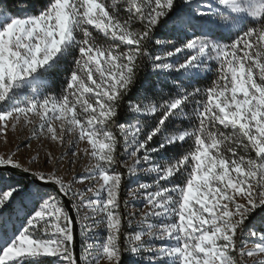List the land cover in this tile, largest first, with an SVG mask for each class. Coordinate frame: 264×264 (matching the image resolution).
I'll return each mask as SVG.
<instances>
[{"label": "snow or ice", "instance_id": "6c2138e0", "mask_svg": "<svg viewBox=\"0 0 264 264\" xmlns=\"http://www.w3.org/2000/svg\"><path fill=\"white\" fill-rule=\"evenodd\" d=\"M0 264H264V0H0Z\"/></svg>", "mask_w": 264, "mask_h": 264}, {"label": "rangeland", "instance_id": "374dc122", "mask_svg": "<svg viewBox=\"0 0 264 264\" xmlns=\"http://www.w3.org/2000/svg\"><path fill=\"white\" fill-rule=\"evenodd\" d=\"M23 134H24V135H27V132H25V133H23ZM20 135H21V133H20V130L18 129V130H17V136L19 137ZM32 143H33L34 146H36V141H33ZM123 191L126 192L127 189L125 188ZM122 198H123V197H122ZM139 207H140V205L137 204V205L134 206L133 210H138ZM8 227H9V229L11 230V229H13L14 227H19V223H17L15 226L12 225L11 228H10V225H9ZM77 233L79 234V228H77ZM78 244H79V235H78Z\"/></svg>", "mask_w": 264, "mask_h": 264}, {"label": "trees", "instance_id": "16d2710c", "mask_svg": "<svg viewBox=\"0 0 264 264\" xmlns=\"http://www.w3.org/2000/svg\"><path fill=\"white\" fill-rule=\"evenodd\" d=\"M62 79V74L61 77L56 78V83L54 85V87L58 88L59 87V80ZM12 227V225H10V228Z\"/></svg>", "mask_w": 264, "mask_h": 264}, {"label": "water", "instance_id": "95a60500", "mask_svg": "<svg viewBox=\"0 0 264 264\" xmlns=\"http://www.w3.org/2000/svg\"><path fill=\"white\" fill-rule=\"evenodd\" d=\"M77 250H79V244H78V233H77Z\"/></svg>", "mask_w": 264, "mask_h": 264}]
</instances>
